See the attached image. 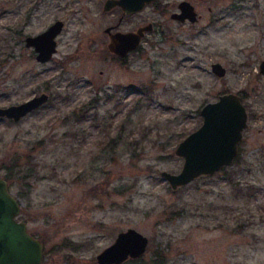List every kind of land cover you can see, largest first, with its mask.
<instances>
[{"label": "rangeland", "instance_id": "obj_1", "mask_svg": "<svg viewBox=\"0 0 264 264\" xmlns=\"http://www.w3.org/2000/svg\"><path fill=\"white\" fill-rule=\"evenodd\" d=\"M178 1L126 14L104 11V0H0V106L49 95L18 121L0 118V176L15 157L31 169L5 179L17 219L43 243L41 264H98L129 227L148 244L122 264H264V0H241L234 13L231 0H192L195 22L170 17ZM57 19L56 52L38 62L24 37ZM148 23L119 63L104 28ZM224 92L247 112L236 157L172 189L160 172L181 169L175 147Z\"/></svg>", "mask_w": 264, "mask_h": 264}, {"label": "water", "instance_id": "obj_2", "mask_svg": "<svg viewBox=\"0 0 264 264\" xmlns=\"http://www.w3.org/2000/svg\"><path fill=\"white\" fill-rule=\"evenodd\" d=\"M156 0H105L104 11L119 6L124 13L138 12L146 4ZM179 12L171 17L178 20H197V13L188 1H181ZM63 22L53 21L44 30L24 37V45L31 47L35 59L44 63L49 61L57 49L56 36ZM107 49L116 55L125 56L136 49L145 32L151 31L148 23L131 31L110 32ZM259 72L264 74V59L258 64ZM214 75L222 77L226 69L219 62L211 64ZM49 99L46 92L33 95L22 102L0 106V118L18 121L32 111L44 105ZM202 122L198 128L188 133L174 149L177 156L183 158L181 169L177 173L161 171L172 189L186 185L201 175H209L223 167L231 165L238 153V143L246 127L247 113L238 94L224 92L214 101H208L199 110ZM20 201L8 186L7 180L0 176V264H41L43 243L33 236L23 220L17 219L20 213ZM148 238L134 228L118 232L114 241L96 255L98 264H122L126 260L140 257L146 250Z\"/></svg>", "mask_w": 264, "mask_h": 264}, {"label": "flooded vegetation", "instance_id": "obj_3", "mask_svg": "<svg viewBox=\"0 0 264 264\" xmlns=\"http://www.w3.org/2000/svg\"><path fill=\"white\" fill-rule=\"evenodd\" d=\"M105 1V0H104ZM157 1V0H156ZM156 1H154L153 3H156ZM181 1H188L190 4H192L193 5V3H192V0H179L178 1V3H177V5H176V9H173L171 12H170V17H171V14L172 13H177V12H179V7H178V5H179V3L181 2ZM104 3V2H103ZM152 3V2H151ZM167 4H168V2H165V3H163V5L164 6H166V7H168L167 6ZM102 6H103V4H102ZM242 6V3H241V0H231L230 1V4H229V11H230V13H234V12H236V11H238L239 9H240V7ZM193 7H194V5H193ZM112 9V8H111ZM194 9H195V7H194ZM108 11V10H107ZM196 11V10H195ZM134 13H136V12H134ZM197 13V12H196ZM126 14H132V13H126ZM172 18V17H171ZM197 18H198V15H197ZM172 19H174V18H172ZM176 21H179V22H184V21H189L188 19H185V20H183V21H181V20H178V19H175ZM190 22V21H189ZM107 27H111V29H110V32H115V31H121V30H119L118 28H117V30L116 29H113L114 27L113 26H107ZM139 27V26H138ZM106 28V27H105ZM105 28H104V30H105ZM153 28V27H152ZM105 32V31H104ZM122 32H126V31H122ZM107 33V32H106ZM107 35H108V33H107ZM145 35V34H144ZM108 37H109V35H108ZM142 39V38H141ZM109 42V41H108ZM140 45V44H139ZM139 47H137L136 49H134V50H131V51H129L125 56H119V55H116V54H114V53H112L113 55H114V57L119 61V63H126V62H128V60H129V53H131L132 51H136L137 49H138ZM262 74V73H261ZM264 75V74H263ZM240 97V96H239ZM240 100H241V98H240ZM241 102H242V100H241ZM247 113V112H246Z\"/></svg>", "mask_w": 264, "mask_h": 264}, {"label": "trees", "instance_id": "obj_4", "mask_svg": "<svg viewBox=\"0 0 264 264\" xmlns=\"http://www.w3.org/2000/svg\"><path fill=\"white\" fill-rule=\"evenodd\" d=\"M19 161V157L13 158L10 161L9 166L6 168L5 178L8 180L10 185L15 181H21V179L31 175V169H29V167H26V170L22 169L21 163ZM223 168H221L220 170H222Z\"/></svg>", "mask_w": 264, "mask_h": 264}]
</instances>
